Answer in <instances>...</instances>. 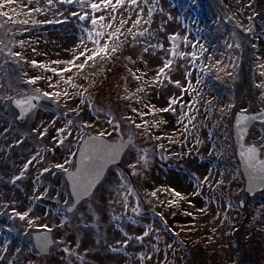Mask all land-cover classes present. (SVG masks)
Returning a JSON list of instances; mask_svg holds the SVG:
<instances>
[{
    "label": "rangeland",
    "instance_id": "obj_1",
    "mask_svg": "<svg viewBox=\"0 0 264 264\" xmlns=\"http://www.w3.org/2000/svg\"><path fill=\"white\" fill-rule=\"evenodd\" d=\"M92 3L0 0V200L15 215L14 264H264V190L246 196L233 140L237 112H264V0ZM25 95L39 102L19 120ZM87 135L131 144L68 212L64 173ZM244 144L264 157V123ZM41 231L45 256L31 239Z\"/></svg>",
    "mask_w": 264,
    "mask_h": 264
},
{
    "label": "water",
    "instance_id": "obj_2",
    "mask_svg": "<svg viewBox=\"0 0 264 264\" xmlns=\"http://www.w3.org/2000/svg\"><path fill=\"white\" fill-rule=\"evenodd\" d=\"M39 99L24 96L13 101L19 109V120L31 113ZM256 121H264V112L259 115L248 116L238 114L234 124V137L238 145V154L241 161V170L246 181V193L251 197L255 192L264 187V159L259 160L258 152L253 146H243L249 127ZM130 140L109 142L99 136H88L79 145L75 155V168L65 172L73 206L90 196L93 189L101 181L106 169L113 164H118L123 151L130 144ZM33 242L36 250L41 255H46L52 245L51 236L47 232L35 233Z\"/></svg>",
    "mask_w": 264,
    "mask_h": 264
},
{
    "label": "bare ground",
    "instance_id": "obj_3",
    "mask_svg": "<svg viewBox=\"0 0 264 264\" xmlns=\"http://www.w3.org/2000/svg\"><path fill=\"white\" fill-rule=\"evenodd\" d=\"M142 2L143 0H136V2ZM128 2V3H127ZM132 2V0H124L125 5H128ZM115 43V41H114ZM113 46L114 44L112 43L111 45L107 46L105 51L102 52L101 55H113ZM193 108L195 109V112L197 111V104H194ZM254 111H259V107L256 106L255 110L253 109H248L246 110L247 113H251ZM15 215L11 212V209L9 207L8 202H3L0 200V264H14L18 253L14 249L15 246L17 245V239L15 235V230L13 228V223H14ZM33 232H29V236ZM28 236V237H29Z\"/></svg>",
    "mask_w": 264,
    "mask_h": 264
},
{
    "label": "snow or ice",
    "instance_id": "obj_4",
    "mask_svg": "<svg viewBox=\"0 0 264 264\" xmlns=\"http://www.w3.org/2000/svg\"><path fill=\"white\" fill-rule=\"evenodd\" d=\"M9 2H11V0H9ZM61 2H63V0H61ZM67 2H68V3H72L73 0H67ZM117 2H119V0H117ZM132 3L135 4V3H136V0H132ZM102 5H103V7L107 8V7H109L110 5H112V0H101V3H92V4L90 5V7H91L93 10L99 11V9L101 8ZM3 6H4V5L0 4V7H3ZM113 7H114V6H113ZM36 11H40V9L37 8ZM0 15L7 16V13H0ZM73 15H77V14H76V13H73ZM79 18L82 19V20H86V19H88V17H87V16H84V15H80ZM9 19H10V18H9ZM100 19H103V17H101ZM24 23H27V21H24ZM97 23H98V20H97V19H95V18L91 19V24L96 25ZM136 23H139V21H136ZM109 26H110V25H109ZM97 35H99V33H97ZM173 39H174V37H173ZM113 50L115 51V49H113ZM99 51H105V49H100ZM99 51L97 52V55H99ZM84 55H85V53H83V52L80 53V56H84ZM80 56H76L75 59H74L73 61H68L67 63H69V64H75V60L80 59ZM94 58H95V57H93V56H88V57H87V60H91V59H94ZM87 60H86V62H87ZM33 63L35 64V62H33ZM54 63H60V61H55ZM170 65H171V62H170V61H166V62L164 63L163 68H161V69L159 70V74H160V75H163V74H164V69L169 68ZM40 67H43V65H40ZM79 67L83 68V65H80ZM64 71H71V69H70V68H69V69H64ZM57 74H59V73H57ZM29 83H34V81H29ZM177 83H178V82H177ZM44 95L47 97V96H49V93H44ZM174 102H175V101H171L170 103H174ZM167 110H168V109H161V111H167ZM137 126L139 127V125H137ZM57 167L63 168V165H57ZM172 191H174V190H172ZM153 195H155V193H153ZM176 195H179V194L176 193ZM169 203H171V201H170ZM19 218H20L21 220H23V219L26 218V215H25V214H19Z\"/></svg>",
    "mask_w": 264,
    "mask_h": 264
}]
</instances>
